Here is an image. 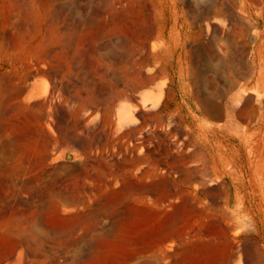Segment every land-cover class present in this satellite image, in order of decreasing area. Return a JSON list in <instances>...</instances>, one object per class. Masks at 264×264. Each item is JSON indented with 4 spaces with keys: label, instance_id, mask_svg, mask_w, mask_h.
I'll use <instances>...</instances> for the list:
<instances>
[{
    "label": "rangeland",
    "instance_id": "obj_1",
    "mask_svg": "<svg viewBox=\"0 0 264 264\" xmlns=\"http://www.w3.org/2000/svg\"><path fill=\"white\" fill-rule=\"evenodd\" d=\"M217 148L264 152V0H0V264H218Z\"/></svg>",
    "mask_w": 264,
    "mask_h": 264
},
{
    "label": "bare ground",
    "instance_id": "obj_2",
    "mask_svg": "<svg viewBox=\"0 0 264 264\" xmlns=\"http://www.w3.org/2000/svg\"><path fill=\"white\" fill-rule=\"evenodd\" d=\"M242 146L245 147V143H240L238 144V146L235 144L232 145L234 149H239ZM237 157L239 160L238 163H236ZM210 159L212 162V166L214 164L213 168L215 169V171L229 178L230 182L232 181L231 190L233 189V192L230 195L232 197H229L227 201L228 207H226V209L228 210H226L223 206H215V211L213 212L212 216L216 220V228L214 230V233L211 235V238L209 240H203L201 238V235H198V237L199 241L205 243V246H209L213 250L214 257L219 260L218 264H232L235 256L232 252L233 248L231 249L232 245L230 240V229L239 226V222L236 220L235 215L236 209L243 208L245 210L248 203L253 208V205L248 202L246 198L247 195L244 190L245 183L241 181L240 177L241 169L246 167L249 168L250 166L252 167L253 165H255V163H259L256 175L262 176V174H264V152L263 150H259L254 160V158L252 157L242 156L239 150L228 154L227 152H223L222 149L217 148L210 153ZM233 168L240 174H234L232 172ZM256 181L259 182L257 183L254 190L260 196L257 197L258 200L255 206L260 213L259 225L264 227V184L261 180ZM189 203L190 204H187L189 207L188 216H191L193 211L198 209L199 204L198 200L196 201L193 199H190ZM199 216L203 218L204 214L202 211L199 212ZM253 244H251L252 247L254 246V248H251V251L253 249V253L250 250H248V252H251L252 255L254 254L257 257L259 264H264V245L260 246V249H258L256 247L257 243L254 245ZM224 250H226V254L224 253ZM251 253L249 255H251ZM197 255L202 256L203 253L199 252ZM241 256L240 263L242 258Z\"/></svg>",
    "mask_w": 264,
    "mask_h": 264
}]
</instances>
